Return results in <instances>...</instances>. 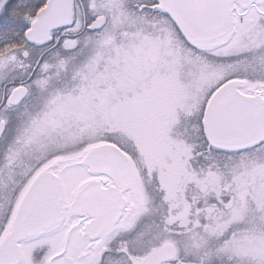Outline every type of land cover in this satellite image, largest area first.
I'll return each mask as SVG.
<instances>
[{"label":"snow or ice","instance_id":"6c2138e0","mask_svg":"<svg viewBox=\"0 0 264 264\" xmlns=\"http://www.w3.org/2000/svg\"><path fill=\"white\" fill-rule=\"evenodd\" d=\"M0 264H264V0H0Z\"/></svg>","mask_w":264,"mask_h":264}]
</instances>
